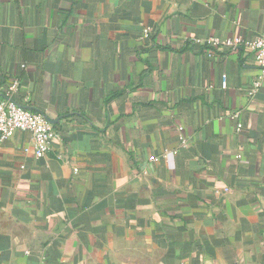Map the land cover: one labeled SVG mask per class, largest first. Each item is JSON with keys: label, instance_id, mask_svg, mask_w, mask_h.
<instances>
[{"label": "crops", "instance_id": "obj_1", "mask_svg": "<svg viewBox=\"0 0 264 264\" xmlns=\"http://www.w3.org/2000/svg\"><path fill=\"white\" fill-rule=\"evenodd\" d=\"M263 31L264 0H0V97L58 135L0 143V264H264V71L206 42Z\"/></svg>", "mask_w": 264, "mask_h": 264}, {"label": "built area", "instance_id": "obj_2", "mask_svg": "<svg viewBox=\"0 0 264 264\" xmlns=\"http://www.w3.org/2000/svg\"><path fill=\"white\" fill-rule=\"evenodd\" d=\"M143 32L147 35L148 29L145 28ZM206 42L211 46L226 45L234 49L240 46L245 47L250 50L256 65L264 71V31L252 39L236 36L220 40L211 37ZM17 88L18 81L14 80L0 97V143L6 141L16 131H27L33 141L34 154L40 157L49 151L52 139L58 136L57 131L44 114L34 112L13 100ZM236 115L233 113L232 117ZM181 142L184 144L185 140L182 139Z\"/></svg>", "mask_w": 264, "mask_h": 264}, {"label": "water", "instance_id": "obj_3", "mask_svg": "<svg viewBox=\"0 0 264 264\" xmlns=\"http://www.w3.org/2000/svg\"><path fill=\"white\" fill-rule=\"evenodd\" d=\"M48 121H50L48 118H46Z\"/></svg>", "mask_w": 264, "mask_h": 264}]
</instances>
